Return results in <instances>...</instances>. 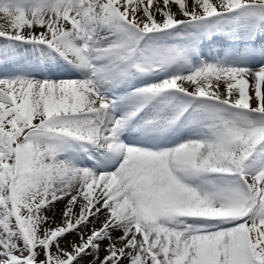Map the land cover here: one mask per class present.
Listing matches in <instances>:
<instances>
[{
	"label": "snow or ice",
	"instance_id": "snow-or-ice-1",
	"mask_svg": "<svg viewBox=\"0 0 264 264\" xmlns=\"http://www.w3.org/2000/svg\"><path fill=\"white\" fill-rule=\"evenodd\" d=\"M0 264H264V0H0Z\"/></svg>",
	"mask_w": 264,
	"mask_h": 264
},
{
	"label": "rangeland",
	"instance_id": "rangeland-1",
	"mask_svg": "<svg viewBox=\"0 0 264 264\" xmlns=\"http://www.w3.org/2000/svg\"><path fill=\"white\" fill-rule=\"evenodd\" d=\"M69 239H75V237H69Z\"/></svg>",
	"mask_w": 264,
	"mask_h": 264
}]
</instances>
